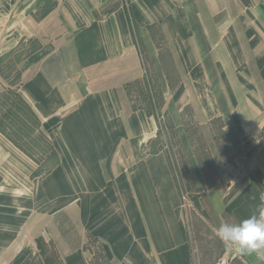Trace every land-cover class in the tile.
<instances>
[{
	"label": "crops",
	"instance_id": "1",
	"mask_svg": "<svg viewBox=\"0 0 264 264\" xmlns=\"http://www.w3.org/2000/svg\"><path fill=\"white\" fill-rule=\"evenodd\" d=\"M43 1L0 0V59L25 42L35 43V48L23 60L18 72L21 97L24 96L43 132L51 136L55 151L60 157L67 151L69 155L88 157L87 171L95 173L101 167V157L113 160L121 155H145L162 159L168 149L148 150L159 135L156 118L152 113L134 108L129 96L131 85L146 77L131 28L157 25L171 14H165L171 7H162V0H130L128 7L121 0H49L51 8L38 16L37 11L44 5ZM256 6L259 11H264V0H256ZM190 7L197 16V22L201 9L212 13L206 22L209 29L206 36L203 34V39H180L178 44L183 45L184 54L192 59L195 63L192 66L201 75L202 81L197 85H202L203 92L216 90L209 78L217 74L213 51L218 52L219 49L224 53L222 45L225 44L224 39H228L226 34L219 33L223 24L213 20L219 7L216 0H193ZM93 26L96 45L103 58L95 64L82 66L76 38ZM212 39L219 43L218 47ZM183 86L185 93L187 88ZM5 88L0 73V94ZM190 88L195 87L189 85ZM226 89V86L219 88L225 93ZM259 91L264 92V87H257L256 92ZM255 98L259 103L257 93ZM223 100V112L218 110L223 123L240 125L248 122L242 113L233 115L235 110L232 107L237 106L225 94ZM197 105L202 113L208 114L210 104L204 105L205 108L200 103ZM205 120L204 123H210L209 117ZM56 126L59 127L56 129ZM242 127L239 126L240 132L235 135L237 139L242 137ZM0 138L7 140L1 134ZM140 141L145 143L144 147H140ZM6 152L7 149L0 148V168L4 160L1 157ZM204 152L213 155L209 146L204 148ZM236 152V155L245 156L239 164V171L246 178L240 184L231 175L223 184H209L203 178L204 181L189 186L192 189L190 194L181 193L180 197L174 194L177 192L175 187L183 189L185 186H180L177 177L169 173L168 165L164 163L158 165V170L146 166L152 176L156 175L152 171H157L160 179L149 182L155 194L139 196L135 188L142 184L144 187L150 185L134 179L135 167L129 158V166L123 168L127 174L119 179L127 189L125 196L101 194L103 190L109 193V188L120 185H115V179L104 181L96 177L89 181V194L81 195L78 203L75 202L76 206L71 202L70 192L58 197L48 195L45 201L37 197L35 208H31L32 214L28 216L32 222L29 224L33 236L30 244L22 240L28 232L24 233V228L7 229L11 218L2 211L0 203V264H89L84 255L85 244L94 227L96 235L103 241L109 264H195L191 255L192 234L185 224L192 220L193 228L194 223L206 219L201 217L200 208L195 205L209 203L217 213L226 212L234 223H238L255 210L260 194L264 193V145L257 146L250 154L243 147ZM106 166L110 171L114 166L119 170L117 163ZM128 171H132L134 176L127 177ZM66 185L67 179L63 180V187ZM45 186L49 193L52 192L51 184ZM94 187L95 192L92 191ZM93 194L101 196L93 197ZM115 198L125 203L121 213L100 211L102 203L105 205ZM185 203L195 210L191 215L186 212L188 217L182 207ZM40 204L44 206L41 209ZM200 207L203 210V206ZM100 222H104L101 227ZM121 224L123 229L119 227ZM13 235L16 238L10 241L8 237ZM41 236L48 239L53 249L49 251L48 259L36 247ZM228 251L231 252L229 258H222L225 264H264V250L252 254H236L230 248Z\"/></svg>",
	"mask_w": 264,
	"mask_h": 264
},
{
	"label": "rangeland",
	"instance_id": "2",
	"mask_svg": "<svg viewBox=\"0 0 264 264\" xmlns=\"http://www.w3.org/2000/svg\"><path fill=\"white\" fill-rule=\"evenodd\" d=\"M121 1L128 7L134 0ZM43 2L44 5L37 11L38 16L50 9L51 1ZM192 2L193 0H162V7L165 8L166 5L167 8L171 7L165 13H171L167 18L147 28L137 25L131 28L133 39L140 49L146 77L131 85L129 96L134 108H141L152 113L156 118L159 135L148 150L154 152L162 148L168 149L165 150L166 154L162 159L145 155L137 157L121 155L114 157L113 160L111 157H101L99 161L101 167L95 173L87 171L89 166L86 164L90 160L88 157L69 155L68 151L66 155L60 157L55 151L51 136L46 131L43 132L38 119L35 120L30 113L31 109L27 108L28 104L24 96L21 97L18 72L35 43L25 42L17 50L9 52L0 59L1 78L6 86L0 94V134L7 138L6 141L0 138V143L3 144H0V148L7 149V154L1 157L4 160L0 168V203L3 207L2 211H6L11 218L8 220V230L24 228V233L28 232L22 240L30 244L33 236L30 234L32 226L29 224L32 222L28 216L32 214L31 208H35L37 197L45 201L48 195L58 197L68 195L70 192L71 202L76 206L81 195L89 194V181L95 180L96 177L104 181L115 179V185H120L109 188L112 193L103 190L101 194L125 196L127 189L123 188V181L119 179H123L127 174L123 168L129 166V158L132 159L131 165L135 167L134 179L150 185L137 186L135 189L139 196L155 194V189L149 182L160 179L157 171H152L156 174L152 176L151 172L146 170L148 165L151 169L158 170V165L166 163L169 173L177 177L180 186H185L183 189L175 187L177 192L174 194L180 197L181 193L190 194L192 189L189 186L197 181H204L203 178L209 184L226 183L229 181V175L237 183L246 178L239 171V164L243 162L245 156L236 155V151L239 147H243L250 154L257 146L264 145V92H256L257 87H264V60H262L264 57L261 58L264 53V11L258 10L256 0L249 2L248 0H216L219 10L216 11L213 20L219 25L223 24L219 33L226 34L228 39H224L225 44L222 45L224 53L222 50L219 52V49L218 52L213 51L217 74L209 78L210 82L214 83L213 87L217 88L203 92L202 85H197L202 78L198 75V69L192 66L195 63L184 54L183 45L178 44L180 39H203V34L207 35L209 28L206 22L212 13L201 9L197 22V16L191 11ZM160 13L154 12V14ZM86 36L96 44L95 32H89ZM243 37L245 39H241ZM212 41L218 47V42L215 39ZM183 85L187 88L185 93ZM189 85L195 88L189 89ZM225 86L226 93L219 90L220 87ZM199 87H201L200 91H198ZM256 93L261 103L256 101ZM224 94L237 106L232 107L236 112L233 115L242 113L248 122L240 125L223 123L219 111L223 112ZM199 103L204 108V105L210 104L208 114L201 112V108L197 107ZM207 117L210 118L209 124L204 123ZM238 125L244 127L241 128L242 137L237 139L235 135L240 132ZM75 141L79 146L78 140ZM140 143L142 144L140 147H144L145 143L143 141ZM207 146L211 147L213 155L204 152ZM116 163L119 170H115L114 166V170L110 171L109 166H106ZM130 175H133L132 171H128L127 177ZM65 179L67 185L63 187ZM38 184L39 190H37ZM46 184L54 187L52 189L50 186L52 192L49 193ZM95 190L94 187L92 191ZM233 190L234 188L231 190L232 195ZM101 194H93V197ZM102 204L99 206L101 212L121 213L125 207V203H121L119 198L110 200L105 205ZM195 206L200 208L201 217L206 218L194 223L193 228L192 220H186L185 224L188 232L192 234L191 255L195 264H225L222 258H229L231 252L216 238L215 230L221 223L225 221L234 223V220L229 218L226 212L217 213L209 203L205 205L202 202ZM200 206H203V210ZM43 207L40 204L39 208ZM182 207L185 216H187L186 212L189 215L195 213L192 206L187 203ZM100 223L101 227L104 222ZM119 227L123 229V224ZM96 233L94 227L85 244L87 249L84 255L89 264H109L103 249V241ZM15 236L8 238L12 241ZM17 238L20 241L21 235ZM36 247L47 259L49 251H53L48 239L42 236L37 239Z\"/></svg>",
	"mask_w": 264,
	"mask_h": 264
},
{
	"label": "clouds",
	"instance_id": "3",
	"mask_svg": "<svg viewBox=\"0 0 264 264\" xmlns=\"http://www.w3.org/2000/svg\"><path fill=\"white\" fill-rule=\"evenodd\" d=\"M255 210L238 223L223 222L215 230L216 238L236 254L264 250V193Z\"/></svg>",
	"mask_w": 264,
	"mask_h": 264
},
{
	"label": "trees",
	"instance_id": "4",
	"mask_svg": "<svg viewBox=\"0 0 264 264\" xmlns=\"http://www.w3.org/2000/svg\"><path fill=\"white\" fill-rule=\"evenodd\" d=\"M94 28L95 27L93 26L87 32L80 34L76 38V44H77L78 53H79V60L82 66H89V65L95 64L97 62H100L103 58V56H101L102 54L101 50L98 49L96 44L95 43L93 44L92 40H89L90 38L86 36V34L89 32H95ZM27 108L30 109L28 105H27ZM30 113L32 117L36 120L31 110H30Z\"/></svg>",
	"mask_w": 264,
	"mask_h": 264
}]
</instances>
